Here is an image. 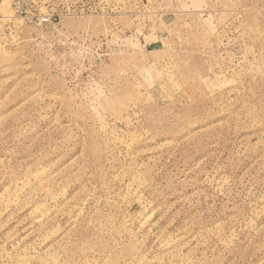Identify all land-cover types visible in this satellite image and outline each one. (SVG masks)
Masks as SVG:
<instances>
[{"label": "rangeland", "instance_id": "1", "mask_svg": "<svg viewBox=\"0 0 264 264\" xmlns=\"http://www.w3.org/2000/svg\"><path fill=\"white\" fill-rule=\"evenodd\" d=\"M0 264H264V0H0Z\"/></svg>", "mask_w": 264, "mask_h": 264}]
</instances>
